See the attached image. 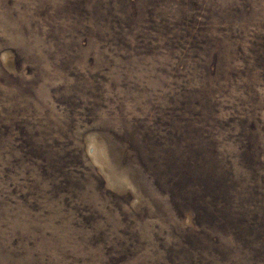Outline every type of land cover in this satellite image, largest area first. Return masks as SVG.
<instances>
[{"label": "rangeland", "instance_id": "374dc122", "mask_svg": "<svg viewBox=\"0 0 264 264\" xmlns=\"http://www.w3.org/2000/svg\"><path fill=\"white\" fill-rule=\"evenodd\" d=\"M0 264H264V0H0Z\"/></svg>", "mask_w": 264, "mask_h": 264}]
</instances>
